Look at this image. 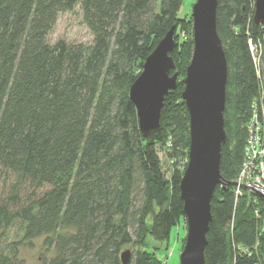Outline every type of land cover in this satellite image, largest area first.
<instances>
[{
	"label": "trees",
	"instance_id": "1",
	"mask_svg": "<svg viewBox=\"0 0 264 264\" xmlns=\"http://www.w3.org/2000/svg\"><path fill=\"white\" fill-rule=\"evenodd\" d=\"M181 4L0 0V173L13 177L0 195V264H23L20 240L41 236L53 253L43 264H123L125 250L127 264H159L146 249L147 237L165 241L184 218L185 73L165 96L159 126L148 135L138 129L128 89L171 26L169 54L176 68L186 70L193 42L191 30L179 40L178 32L191 25V18L179 16ZM76 5L92 42L50 43L58 14ZM253 11L254 0H217L216 30L227 62L220 173L228 184L217 185L210 200L204 264H264L260 220L245 195L234 199L251 105L264 93V26L253 22ZM159 147L172 165L169 176ZM15 225L20 240L2 246Z\"/></svg>",
	"mask_w": 264,
	"mask_h": 264
},
{
	"label": "water",
	"instance_id": "2",
	"mask_svg": "<svg viewBox=\"0 0 264 264\" xmlns=\"http://www.w3.org/2000/svg\"><path fill=\"white\" fill-rule=\"evenodd\" d=\"M217 0H196L191 7L193 50L181 82V99L189 117L187 164L179 182L182 213L186 222L185 243L178 264H204V248L212 219L210 200L217 185L226 186L220 173V151L226 140L225 107L227 62L216 30ZM252 20L264 26V0H254ZM174 26L145 58L141 72L128 89L136 109L138 129L148 135L159 126L165 96L176 88L177 72L170 56ZM264 260V243L262 244ZM130 251L121 253L127 264Z\"/></svg>",
	"mask_w": 264,
	"mask_h": 264
},
{
	"label": "rangeland",
	"instance_id": "3",
	"mask_svg": "<svg viewBox=\"0 0 264 264\" xmlns=\"http://www.w3.org/2000/svg\"><path fill=\"white\" fill-rule=\"evenodd\" d=\"M195 2L196 0H182L179 16L190 19L191 7ZM188 27L189 29H187V31L184 30L178 32L179 40L187 37L188 33H190V30L192 37L191 25H189ZM47 38L50 43H54L58 39H64L67 42L88 44L92 42L93 35L88 29L87 25L84 23V18L80 6L76 5L73 10L58 14L56 23L52 31L48 34ZM184 70L185 69H178L176 67L172 70L177 72L178 81L183 77L185 73ZM158 154L162 163V169L165 175L169 176L172 170V165L170 164L168 157L164 154V149L162 147L158 148ZM182 166L183 167H181L180 169L183 172L186 165ZM12 180L13 177L11 175H9V178L7 179L2 172L0 173V195H2V191L6 190L8 192V184ZM23 192V190H20L21 194ZM244 193H246V195H249L247 190H244ZM235 194L236 192L234 188V199ZM251 212L253 213V206L251 207ZM186 233V222L184 218H181L171 229L169 236L165 241H156L148 236L146 240V249H148L153 254V257L156 258L159 264H178L179 253L185 243ZM17 239L20 240V234L18 225H15L11 229H8L7 233L4 234V236L2 237L1 245H7L11 241H17ZM43 239L44 237L41 236L33 238L30 241L20 240V244L18 245V254L23 264H43L46 263L47 259H49V257L53 255L52 251L49 250L43 243Z\"/></svg>",
	"mask_w": 264,
	"mask_h": 264
},
{
	"label": "built area",
	"instance_id": "4",
	"mask_svg": "<svg viewBox=\"0 0 264 264\" xmlns=\"http://www.w3.org/2000/svg\"><path fill=\"white\" fill-rule=\"evenodd\" d=\"M253 61L257 67V51L250 43ZM258 73V70H257ZM246 138L243 146V161L237 177L234 179L235 201L246 196V202L253 206V215L260 220V229L264 230V93L260 91L258 99L251 105V113L246 123ZM247 190L249 195L244 193ZM262 221V224H261ZM232 225V223H231ZM254 264H261L260 261Z\"/></svg>",
	"mask_w": 264,
	"mask_h": 264
}]
</instances>
